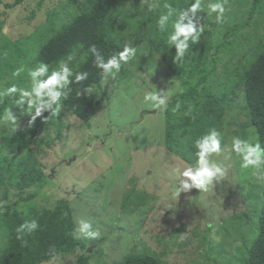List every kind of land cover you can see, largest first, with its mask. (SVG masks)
<instances>
[{"label": "rangeland", "instance_id": "obj_1", "mask_svg": "<svg viewBox=\"0 0 264 264\" xmlns=\"http://www.w3.org/2000/svg\"><path fill=\"white\" fill-rule=\"evenodd\" d=\"M79 1L74 0L71 5L76 6ZM129 1L125 8L132 11L134 0ZM166 1L141 0V10L156 11ZM14 2L0 0L3 26L0 53L6 48L13 52L14 43L29 39L37 27L47 24L48 13L66 0H24L13 8L6 7ZM214 2L201 0V10L196 15L204 30L192 51L200 48L209 51L203 58L192 54L201 65L212 55L214 61L209 60L205 67L207 71H216L206 84L211 92L224 80L239 82L241 76L235 68L244 60V54L258 41L264 46V0L254 14H250L251 1L227 0L220 23L208 9V4ZM76 11L73 8L72 15H65L66 21ZM234 26H238L236 32H232ZM33 38L35 42L26 40L24 48L30 55L37 52V44L42 41L39 36ZM145 45L147 42L143 41L137 44L135 56L127 63L122 62L119 72L105 77L100 88L94 89L92 99L97 111L88 123L63 111L59 130L46 125L38 134L40 139L32 142V149L38 153L50 180L29 204L34 202L36 206L53 209L60 200L69 202L76 221V235L82 242L81 249L74 254L84 257L88 264H115L133 252H145L143 246L160 256L166 254L168 264L226 263L227 257H238L243 244L250 245L257 236L256 219L250 217L256 208L258 212L256 199L260 194L251 188L258 189L264 180L261 178L264 168L260 171L242 168V158L232 150L234 137L261 146L253 129L249 128L244 136L239 127L248 121L245 93L240 86L222 126L217 129L222 151L211 159L227 169L226 175L207 191L191 189L178 195L176 169L182 170L185 163L195 165L197 161L186 162L166 146L168 104L186 90V76L176 75L177 63L165 62L162 55L153 57L154 49L149 47L148 53ZM252 49L263 50L260 46ZM5 80V77L0 79V88ZM197 81L198 75L194 74L193 84ZM24 91L29 90L21 92ZM155 91L161 96L168 92L166 110L154 109L145 101V94ZM225 92L220 88L217 94ZM185 112L182 106H173L172 122L185 116ZM7 128L6 123H0V130ZM173 131L177 135L182 133L178 126ZM82 220L99 230V238L86 239L79 232ZM193 229H198L197 237L193 236ZM244 236L246 239L242 241ZM167 242H186L187 246L164 253ZM217 245H223L224 249L219 258L211 251ZM75 258L64 254L46 264H72Z\"/></svg>", "mask_w": 264, "mask_h": 264}, {"label": "trees", "instance_id": "obj_2", "mask_svg": "<svg viewBox=\"0 0 264 264\" xmlns=\"http://www.w3.org/2000/svg\"><path fill=\"white\" fill-rule=\"evenodd\" d=\"M23 1L15 0L6 7L13 8ZM73 1L66 0L51 10L47 15V24H41L30 34V40L34 41L33 35L42 40L37 44L36 53L30 55V51L24 50L27 46L26 40H29L27 37L13 44V52L6 48L0 53V79H6L5 85L0 88V123H6L8 127L0 130V264H46L64 254H71L72 257L75 255L72 264H88L84 257L79 258L74 254L81 249L82 242L76 235V221L69 202L60 200L53 209L36 206L34 202L29 203L50 180V175L43 171L38 153L32 149V142L40 139L38 134L46 125L58 131L63 111L73 114L84 123H88L97 111L92 93L85 91L87 87H91L93 91L100 88L105 78L93 63L94 57L90 51L93 45L107 60L122 51L126 44L136 47L143 41L147 42L145 48L148 53L151 51L149 47L154 49L153 57L162 55L165 62L168 61L172 65L177 63L179 71L176 70V75L186 76L184 82L187 86L184 92L174 96L168 104L170 112L167 115L166 146L186 162L193 163L197 160L195 142L211 130L222 126L226 111L234 103L240 86L245 93L244 109L248 115V121L239 126L241 133L245 136L248 135L249 128L253 129L264 148V46L260 41L252 48L260 46L263 50L253 52L250 48V52L244 54V60L235 68L239 69L237 74H240L239 78L241 76L240 81L224 80L211 92L207 91L206 84L216 71H207L205 67L209 60L214 61L212 55L201 65L198 57L203 58L209 51L207 48L203 51L200 48L192 52L194 43L190 41L189 49L183 58L175 61L176 48L168 42L175 16L170 19L164 30L158 25L160 15L166 12L164 7L145 13V10H141V0H134L132 11L125 8V5L130 3L129 0H80L76 6L71 5ZM243 1L253 3L250 14L262 7V0H241ZM166 2L173 8L182 10L195 0ZM73 8H76L77 13L66 21L65 15H70ZM1 24L2 21V29ZM237 29L238 26H234L232 32ZM61 61L67 62L73 72L70 77L72 83L62 90L67 91V98L62 99L61 107L54 115L51 110H46L33 120L35 110L28 108L27 98H24V104H20L21 91H30L31 80L28 71L44 63L49 66L51 72ZM172 65L170 66L173 67ZM19 68L24 71L18 76L13 75ZM81 72H87L88 78L77 83L75 74ZM194 74L198 75V81L193 84ZM13 85L18 88L16 93L3 94ZM202 85L204 86L200 91ZM220 88L226 92L217 94ZM173 106H182V110L186 111L185 116L174 122L178 129L182 130L180 135L173 131L177 127L172 122ZM9 111L13 113L16 122L8 119ZM257 187L259 188L252 187L251 190H258L260 194L256 199V206L259 208L258 212L256 208L255 215L250 217L256 219L254 230L257 231V236L250 245L243 244L238 257H227L226 263L224 261L222 264H264V180ZM31 190L36 191L29 193ZM25 193L29 194L25 196ZM249 193L251 194L250 191ZM11 197H17V200L14 201ZM32 220H36L39 225L35 231L29 232L26 229L23 234L17 233L16 229L20 225ZM173 232L177 233L179 230ZM192 234L197 237L198 229H193ZM245 239L244 236L242 241ZM183 246H187V243L167 242L164 253ZM221 246L211 248V251L216 253L215 257L222 256L224 249L223 245ZM143 247L145 252H133L115 264H168L166 254L160 256L148 246Z\"/></svg>", "mask_w": 264, "mask_h": 264}, {"label": "clouds", "instance_id": "obj_3", "mask_svg": "<svg viewBox=\"0 0 264 264\" xmlns=\"http://www.w3.org/2000/svg\"><path fill=\"white\" fill-rule=\"evenodd\" d=\"M227 0H216L214 3L208 4V9L211 13L216 14V21L220 23L224 19L225 4ZM166 12L161 14L158 19V25L161 30H164L168 25L171 18L175 16L172 21V31L169 33L168 42L175 46L176 55L174 60H181L185 52L189 49V42L196 43L204 30V26L200 24L197 13L201 10V0H195L187 8L177 10L170 4L163 6ZM94 57V65L102 71V74L107 77L119 72L121 64L127 63L128 60L135 56L136 48L126 44L122 51L112 55L107 60L101 55L100 51L95 45L90 48ZM72 58L70 57L69 60ZM23 68L17 69L13 75L18 76ZM31 80L30 91L21 93L20 104H27L29 109L35 110V116L40 117L43 111L51 110L54 115L61 107L62 99L67 98V87L72 83L70 77L73 76L72 69L68 63L61 61L58 67L49 72V66L41 63L34 69L28 71ZM88 78L87 72L75 74V81L77 83L84 81ZM18 91V88L13 85L6 89L3 94H13ZM85 91L91 94L93 89L87 87ZM154 109L166 110L169 101L168 92L161 96L159 93L148 92L144 97ZM8 119L15 121L13 113L9 111ZM220 133L213 129L209 134L201 137L195 142L197 161L195 165L185 163L181 170L176 169L178 176V184L176 185V192L179 195L181 192H188L191 189H199L207 191L214 183H218L223 179L227 173V169L221 164L211 159L213 154H218L222 151L220 140L217 138ZM232 150L242 158L241 167H253L257 171L264 168V148L259 143L250 144L246 143L239 137H234L232 140ZM261 178H264V172L261 173ZM39 227L36 220L25 222L20 225L16 231L18 234H23L25 230L32 232ZM79 232L86 238L95 240L99 238V230H94L93 225L87 221H80Z\"/></svg>", "mask_w": 264, "mask_h": 264}]
</instances>
